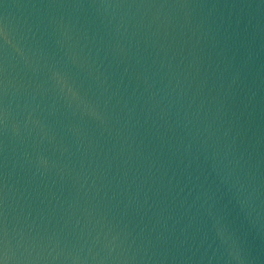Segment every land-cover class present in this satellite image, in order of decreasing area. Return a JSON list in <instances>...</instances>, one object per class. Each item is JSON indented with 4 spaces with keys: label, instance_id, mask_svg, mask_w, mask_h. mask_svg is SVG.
<instances>
[{
    "label": "water",
    "instance_id": "95a60500",
    "mask_svg": "<svg viewBox=\"0 0 264 264\" xmlns=\"http://www.w3.org/2000/svg\"><path fill=\"white\" fill-rule=\"evenodd\" d=\"M0 264H264V0H0Z\"/></svg>",
    "mask_w": 264,
    "mask_h": 264
}]
</instances>
